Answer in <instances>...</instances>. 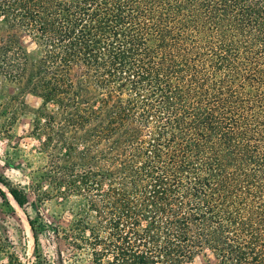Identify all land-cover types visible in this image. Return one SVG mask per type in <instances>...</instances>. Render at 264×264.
I'll use <instances>...</instances> for the list:
<instances>
[{
    "label": "trees",
    "instance_id": "obj_1",
    "mask_svg": "<svg viewBox=\"0 0 264 264\" xmlns=\"http://www.w3.org/2000/svg\"><path fill=\"white\" fill-rule=\"evenodd\" d=\"M0 76L42 101L75 264H264V0H0Z\"/></svg>",
    "mask_w": 264,
    "mask_h": 264
},
{
    "label": "rangeland",
    "instance_id": "obj_2",
    "mask_svg": "<svg viewBox=\"0 0 264 264\" xmlns=\"http://www.w3.org/2000/svg\"><path fill=\"white\" fill-rule=\"evenodd\" d=\"M41 104L26 83H13L0 76V176L25 190L30 201L25 209L20 208L0 183L7 193V200L0 196V244L8 242L9 253L14 252L20 264H44V259L49 264H61L62 260L63 264H75L73 251L52 235L55 226L70 223L66 205L56 199L41 203L34 192L38 171L44 165L39 142L31 135L32 119ZM29 219L37 221L38 229L42 225L48 229H40L35 235ZM0 264H11L1 252ZM81 264L91 263L84 258ZM188 264H208V257L199 255Z\"/></svg>",
    "mask_w": 264,
    "mask_h": 264
}]
</instances>
